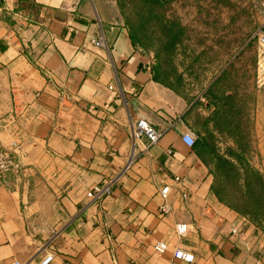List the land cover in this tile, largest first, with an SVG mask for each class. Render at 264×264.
I'll list each match as a JSON object with an SVG mask.
<instances>
[{"label":"crops","instance_id":"crops-1","mask_svg":"<svg viewBox=\"0 0 264 264\" xmlns=\"http://www.w3.org/2000/svg\"><path fill=\"white\" fill-rule=\"evenodd\" d=\"M101 35L107 47L94 44ZM238 58L190 101L156 78L154 54L133 43L116 0H0V141L17 143L24 165L0 179V264L49 252L50 264H264V222L221 201L209 152L182 140L204 135L193 114L218 138L237 131L264 174V65L257 53L254 66ZM140 118L162 133L149 149L131 135ZM125 168L110 195L87 196ZM178 248L195 260L176 259Z\"/></svg>","mask_w":264,"mask_h":264},{"label":"rangeland","instance_id":"rangeland-1","mask_svg":"<svg viewBox=\"0 0 264 264\" xmlns=\"http://www.w3.org/2000/svg\"><path fill=\"white\" fill-rule=\"evenodd\" d=\"M136 5L139 20L145 4L137 0ZM160 9L161 16L148 22L143 48L154 54L167 79L188 97L194 99L230 56L239 57L237 66H254L257 53L264 65L257 34L264 28V0H165ZM194 118L193 114V128L207 137L209 132L196 126ZM208 139L221 153L235 146L232 139Z\"/></svg>","mask_w":264,"mask_h":264},{"label":"trees","instance_id":"trees-1","mask_svg":"<svg viewBox=\"0 0 264 264\" xmlns=\"http://www.w3.org/2000/svg\"><path fill=\"white\" fill-rule=\"evenodd\" d=\"M136 1L117 0V4L133 43L145 47L144 41L147 38L148 22L152 17L159 18L161 16L162 11L160 8L164 6L165 0H142L145 7L140 10L139 20L135 18ZM155 72L157 79H161L177 93L188 97L171 80L167 79L165 71L156 63ZM188 98L190 101L195 99ZM217 102L223 101L217 100ZM194 109L193 107V112ZM228 133L231 135L237 134L238 137L232 138V140H235V146L229 147L226 153H221L215 142L208 139L218 138L211 131L207 137L200 135L194 146L197 149H206L209 152L208 164L214 177L212 189L220 200L253 223L261 225L264 222V174L251 163L249 146L246 144L244 137L240 136L237 131L229 130Z\"/></svg>","mask_w":264,"mask_h":264},{"label":"built area","instance_id":"built-area-1","mask_svg":"<svg viewBox=\"0 0 264 264\" xmlns=\"http://www.w3.org/2000/svg\"><path fill=\"white\" fill-rule=\"evenodd\" d=\"M257 34H258L259 44L264 49V28H261ZM93 42L97 47L100 48L107 47V42L105 40L104 35H101L97 39H94ZM46 75L50 79L52 78L51 72L47 71ZM64 98L66 97L63 96L62 99ZM130 131L135 141L147 137L148 142L146 144V149H149L151 146L156 144L162 135L161 132L156 130L154 126L144 118H140L135 122H131ZM182 140L186 146L192 148L194 147L197 138L193 132L189 131L183 135ZM126 169L127 168L123 169L115 176L109 178L106 182L94 185L87 192V196L93 201H100L106 196L110 195L113 191L114 185L124 175ZM23 170H24V165L19 158L17 143H13L11 147H7L3 145V143L0 141V179L6 178L8 175H20L23 172ZM173 180L177 184H181L182 182V178L180 176L174 177ZM170 191H171V185L169 184H165L160 188V194L165 200V202L160 206V211L165 214L170 211V206L167 201L168 194ZM183 195L186 196V194ZM175 231L179 237H184L190 231V224L186 222L177 223L175 226ZM156 247L160 251L164 250L161 244H158ZM54 257L55 254L53 252H49L45 256H43L40 260H38L33 264H50L53 261ZM174 257L176 259H181L188 263H191L195 260V256L192 252L182 248H178L174 251ZM14 264H26V263L15 261Z\"/></svg>","mask_w":264,"mask_h":264}]
</instances>
